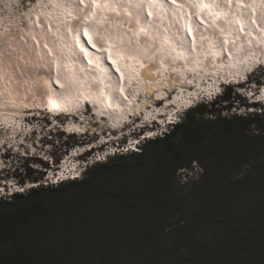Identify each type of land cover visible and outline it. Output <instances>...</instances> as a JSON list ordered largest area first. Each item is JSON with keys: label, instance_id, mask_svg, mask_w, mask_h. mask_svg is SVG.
Segmentation results:
<instances>
[{"label": "trees", "instance_id": "trees-1", "mask_svg": "<svg viewBox=\"0 0 264 264\" xmlns=\"http://www.w3.org/2000/svg\"><path fill=\"white\" fill-rule=\"evenodd\" d=\"M216 104L82 179L0 196V264H264V111L226 116ZM193 163L204 173L188 220L173 222L178 172ZM182 232L185 245H171Z\"/></svg>", "mask_w": 264, "mask_h": 264}, {"label": "bare ground", "instance_id": "bare-ground-1", "mask_svg": "<svg viewBox=\"0 0 264 264\" xmlns=\"http://www.w3.org/2000/svg\"><path fill=\"white\" fill-rule=\"evenodd\" d=\"M50 1L55 6L53 10L55 14L52 10L47 13L43 9L39 13L42 16L38 15L39 17L33 24L37 32H27L26 24H22V30H24L22 37L25 41L30 40L36 46L37 53L39 51L42 53L44 58L38 54L41 60L44 61L47 58L46 63L53 64L55 70L45 64L48 69L45 75L47 72H51L52 76H55L62 84L61 86L56 79L50 81V89L58 90L56 94L53 90L51 91L52 97L58 101L51 98L52 104L48 102L53 108L51 111L54 116L63 115L67 118H77L78 115L75 116L69 111L82 105L89 108L88 103H90L95 110L92 114L93 118L99 119L102 115H106L105 118L108 120L113 115L117 118L115 121L117 125L126 119L130 111L132 113L130 120L132 116L135 118L125 126V129L132 126H135L136 129L152 128L154 126L150 125L152 121H144V114L149 116V119L151 116L155 117L154 123L160 120L162 124L161 120L166 123L167 119L174 117L175 114L179 117L182 115L180 113L185 103L179 102L178 99L183 100L179 96H183L185 101L192 99V96L187 95L194 93L191 87V77H198L193 81L195 84L192 86L200 85V88L203 87L221 94L224 86L250 85L249 88H251L252 81L249 77L245 83H240L246 75H249L248 72H244V69L247 66L261 65L264 67V0H128V4L126 0H117L118 5L116 0H106L107 3L101 5L98 0H93L91 3L93 9L91 7L88 11L87 8L85 13L83 11L85 6L80 7L77 0ZM155 1L163 4L166 10L161 9L163 12H157L154 7ZM172 2L188 11L189 15L177 12L171 5ZM113 3L114 6L111 9L109 7L110 11L106 10L105 6ZM98 6L102 11L101 15L97 13ZM141 8H143L142 11ZM193 9L195 10L194 14ZM75 12L78 13V18ZM50 14L51 16H48ZM197 17L203 21L204 29L196 31L191 25L197 21ZM136 19L139 20L140 28L136 26ZM148 27V33L144 35ZM187 30H190L191 37ZM34 33L37 36H34ZM64 34L66 36L62 37ZM78 34L82 36V39L78 38ZM53 35L55 38L57 35L62 39L59 38L58 43L49 41L48 39ZM136 36H138L140 47L134 46L136 41L133 39ZM98 37L100 42H98ZM129 44L133 46L129 47ZM116 48L125 52L118 53ZM93 50H98L99 54L101 53L100 62L96 61L94 54L92 55ZM31 51L34 54L33 45ZM148 61L151 63L145 67L144 63ZM94 64L97 67L93 68ZM77 68H80V71ZM4 72V69L0 67V73L4 74ZM16 72L18 71L16 70ZM263 73L264 71L259 74L260 78L264 76ZM226 76L233 78L230 81L231 84L229 79L225 78ZM241 76L244 78L241 79ZM5 77L0 78V117L4 115L10 118L16 112L12 104L17 105L21 99L18 96L16 85L12 86L14 82L11 80L7 95H4L5 92L1 94L3 87L7 85ZM204 78L210 83L209 88L206 87ZM121 79L125 80L127 85L123 84ZM197 79H199V84H196ZM261 87H264V83L252 86L254 90L258 91L256 94L254 90L252 91L251 104L264 105L263 99L258 97L261 94ZM141 90L149 96L145 95V102L141 103L140 99L136 105L131 106L135 98L133 96ZM159 92H162L163 97L159 98L160 100L155 99V102L152 103L151 96L157 95ZM168 92L172 93V98L176 96L174 99H177L178 105L171 104L169 108L160 110L165 113L156 114V111H159L158 108L162 107L156 102L167 101L168 95L166 96V94ZM202 93L198 95V101ZM33 94L31 93L32 96ZM25 96L28 101L26 94ZM129 96L132 98L128 99ZM36 97L38 99V96ZM148 97L149 101L147 102ZM194 105L195 102L191 104L190 108ZM171 106L174 108L173 110H169ZM249 111L254 112L255 110L250 108ZM96 115L100 116L96 117ZM159 116L162 117L158 118ZM86 117L85 121H88ZM7 118L6 120H8ZM75 118L73 120H78ZM106 120L103 119V125H107ZM84 122L81 121V129L87 128L89 132L95 130V126H92L91 123ZM139 123L141 124L138 125ZM86 125L92 127L88 128L89 126ZM73 128L74 131L70 133H81L80 130H75L76 127ZM77 128H80L78 124ZM88 131L83 133L87 135ZM109 131H111L110 128ZM148 133L151 132L148 131ZM130 149L132 150L133 147ZM89 150H84L82 155H85ZM70 166H59L60 169L56 170L53 178L62 181L80 178L82 166L78 169H75V165L70 164ZM66 167L68 169H64ZM72 167L73 169H71ZM61 168L63 169L61 170ZM57 173L61 175L56 176ZM78 173L80 175H77Z\"/></svg>", "mask_w": 264, "mask_h": 264}, {"label": "rangeland", "instance_id": "rangeland-1", "mask_svg": "<svg viewBox=\"0 0 264 264\" xmlns=\"http://www.w3.org/2000/svg\"><path fill=\"white\" fill-rule=\"evenodd\" d=\"M88 1H93V0H77L78 5L80 7H83V5L84 6L87 5ZM126 1L128 4V0ZM98 2L101 1L98 0ZM54 7L55 6L53 5V2L50 0H0V33H1L0 34V67H2L5 71L4 74L0 73V76L1 77L6 76L5 78H7L6 79L7 85L3 87L2 89L3 91L1 92V94L5 92L4 95L5 94L7 95L10 88V86L8 85L10 84V80H11L12 82H14V84L12 83V86L16 85L18 96L21 99L20 101L21 104L20 103H18L17 105L12 104L14 109H16V112L15 115H12V117L10 116L11 119L7 118L4 115L0 117V196L2 197L10 196L14 192H23L24 190L28 191L30 188L32 187L35 188L40 185L45 186V185L59 184L61 179H54L53 177L55 176L51 177L50 172L52 170H53L52 172H56L57 169H60V167L58 166L62 164L64 166H70V164L75 165V169H78L80 168V166H82L80 168L82 175L80 178H78V179H82L84 176V171L87 167H90L96 163L104 162L106 161L107 158L113 157L115 155H119L121 154L120 151H123L124 154L134 152L133 150L129 149V145L131 144L133 139H139V141L141 140L139 142L140 144L144 143V140L141 138L143 133L140 134V132L143 129H146L147 132L149 131L153 133L154 137H157V136H161V134H164L166 130L170 129L171 126V125L166 126L164 131L161 134L159 133L157 135H155L157 132V128L155 129L154 127L153 128L145 127L142 129L140 128L136 129L135 126L134 127L132 126V127H127V129L125 130L110 129L112 131L111 132L109 131V127L111 126V123L115 124L117 118H115L112 115L111 119H109L110 125L108 127V121L106 120L107 118H105L107 117L106 115L104 116L102 115L101 118L99 119L95 117L93 118L92 112L94 111V109L92 108L93 111L90 109V107L83 109L82 107L84 105L75 108L76 110H74L75 113L73 115L75 116L78 115L79 117L77 116V118L75 117L67 118L63 115L54 116V114L51 111L53 110V108H51V104H52L51 98H53L52 97L53 94L51 91L53 90L54 94H56L58 90L55 91L54 89L52 90L50 89V85H51L50 81L53 79L54 80L56 79L58 81V79L55 76H52L51 72H47L45 75V72L48 70L47 69L48 64L46 63L47 58H45L44 61L41 60L40 57L44 58L42 56V53L40 51L37 53L36 46L33 43H31L30 40L25 41L24 38L22 37V35L24 34V30H22V24H26V28L28 30L27 32L29 33L32 31L37 32L36 27L33 26V24L34 21H36V18L39 17L38 15L42 16V14L39 13H41L43 9H45L43 11L47 13L52 12L54 10ZM164 9L166 10V8ZM142 10L143 8H141V11ZM88 11H90V9ZM53 14H55L54 11ZM75 15L78 18V13L75 12ZM48 16H51V14ZM89 29L87 30L89 31ZM34 36L37 35L34 33ZM55 36L57 39L53 35L48 40L52 42L56 41L55 43H58L60 36L57 35ZM65 36L66 34H64L62 37ZM78 38L82 39V36L79 35ZM137 39L138 36L134 37L133 39L134 41H136L134 46L140 47ZM31 44L33 45L34 48L33 53L35 55L31 53L32 52ZM73 46L75 47V45ZM132 46L133 45L129 44V47ZM116 49L118 50V53L125 52L119 48ZM77 51L79 50L77 49ZM141 51L143 52L142 49ZM38 54L40 57L38 56ZM150 63H151L150 61L145 62L144 63L145 67L149 66ZM75 64L77 65V63ZM10 66H13L14 68ZM44 66H46V68H44ZM48 66L50 68H53L52 63H50ZM53 69L55 70V68ZM16 70L18 72H16ZM49 70L51 71V69ZM244 71H246V68L244 69ZM262 71H264V67H262L261 65L259 66L257 65V67H253L249 75H246V78L249 77V79L252 81L251 84H256V85L262 84L264 83L263 81L264 76L260 78L261 75H259L262 73ZM188 73H190V71H188ZM196 78L197 77L195 78L191 77L190 81L193 84H195V82L193 81ZM121 80L123 84L127 85V82L125 80L123 79ZM67 81L69 84L68 78ZM58 82L60 83V81ZM60 85L62 86L61 83ZM140 86L141 84L138 87L140 88ZM249 87H250L249 85H245V86L242 85L240 87H236L233 85L229 87L224 86L222 95L216 97L217 92H212L211 95L212 98L209 99V101H207L206 98H208V96L206 97L204 96L205 95L204 94L203 96H201V98H199V101L197 98L193 101V103L195 102V105H197L202 103L204 104L213 103V101L214 102L216 101L217 104L214 106V109L220 110V113L222 115H231L233 113L241 114V115H246V114L249 115L251 113L261 114L262 111H264V105L259 103L252 105L249 104V100L244 97L245 93L241 91V89L243 88L244 90L249 92L252 88ZM31 93L32 94L34 93L35 95L33 94L32 96ZM137 93L135 94V98H134L137 100V103L138 100L140 99H141L140 100L141 103L143 101L145 102L146 100L145 95L147 94H145V92L142 90L138 91ZM25 94L28 97V101L26 100L27 98ZM161 94L162 92L157 93L158 96L153 94L151 96L152 103L155 102V99L158 100L159 98H162L163 95ZM140 95L142 96L140 97ZM167 95H168L167 101L156 102L162 105V107L158 108L159 111H157V113L162 112L160 110H165L169 108L171 104L176 103L175 105H178V103L176 102L177 99H174L176 96L172 98L171 92H168L166 96ZM36 96H38V99ZM223 96L225 97V99L221 100L220 98ZM179 97L183 98V100L178 99V101L179 102L182 101L184 103V97L183 96H179ZM53 100H57V99L53 98ZM148 101H149V97L147 99V102ZM48 102H50L51 104ZM186 102L187 101H185V103ZM221 107H223V109H221ZM250 108H253L255 111L254 112L249 111ZM173 109L174 108H172L171 106L169 110H173ZM187 109L188 108L181 110L182 115L180 116L181 117L180 120L183 119L184 116L186 115ZM86 114H88L87 117ZM85 117L88 118V121H85L86 120ZM151 117L150 120L152 122L150 123V125H156V123L153 122L154 119L156 118L155 117L151 118ZM160 117L162 116H159L158 118ZM6 118L8 120H6ZM74 118L78 120H73ZM103 119L104 121L105 120L107 121V125L105 124L103 125L104 122ZM81 121L83 122L85 121L88 124L91 123L92 126H95L94 127L95 130L94 131L90 130L89 132L87 128L81 129L80 126ZM130 122H132V120H130ZM76 123L80 128H77ZM140 124L141 123H139L138 125ZM92 126L90 125L88 128H91ZM73 127H76L75 130L78 129L80 130L81 133H77V134L70 133L71 131H74ZM84 131L85 132L88 131L87 135L83 133ZM246 132L248 135H255V136L262 135V133H259V131L255 127H252V131H246ZM30 136L32 137L30 138ZM69 136H71V138H69ZM140 144L138 145V149L140 148ZM87 149H90V151L85 153V155H82V152ZM105 151H107L105 154L106 156L102 157ZM251 163L249 164V166L246 167L247 169L248 167L253 165V163L252 164ZM62 169L63 168H61V170ZM64 169H68V168L66 167ZM71 169H73V167ZM203 173H204L203 168L196 163H193L190 168H185L178 172V181L180 182V185L178 187V191L175 197L179 198L180 201H183L185 206L183 205V207H180L178 214L172 220L173 222H176L180 219H184L185 221L188 220V217H186V204L191 198L193 192V186L195 185L194 183L200 181ZM34 179H39L40 181ZM177 225L178 223L176 224V226ZM184 235L185 234L183 232L179 233L176 237L173 238L171 245L173 246L185 245L184 243H186V240L183 237Z\"/></svg>", "mask_w": 264, "mask_h": 264}, {"label": "built area", "instance_id": "built-area-1", "mask_svg": "<svg viewBox=\"0 0 264 264\" xmlns=\"http://www.w3.org/2000/svg\"><path fill=\"white\" fill-rule=\"evenodd\" d=\"M226 116H229V115H226ZM120 152L123 153V151H120ZM114 154H115V152H114ZM246 171H247V169L245 168L243 171H239V172L234 173L233 178H235V179L242 178L245 175Z\"/></svg>", "mask_w": 264, "mask_h": 264}, {"label": "water", "instance_id": "water-1", "mask_svg": "<svg viewBox=\"0 0 264 264\" xmlns=\"http://www.w3.org/2000/svg\"><path fill=\"white\" fill-rule=\"evenodd\" d=\"M98 39V42H100V38H97ZM92 53V52H91ZM92 55H93V53H92ZM95 58V57H94ZM128 93H129V91H128Z\"/></svg>", "mask_w": 264, "mask_h": 264}, {"label": "clouds", "instance_id": "clouds-1", "mask_svg": "<svg viewBox=\"0 0 264 264\" xmlns=\"http://www.w3.org/2000/svg\"><path fill=\"white\" fill-rule=\"evenodd\" d=\"M252 105V104H251Z\"/></svg>", "mask_w": 264, "mask_h": 264}]
</instances>
